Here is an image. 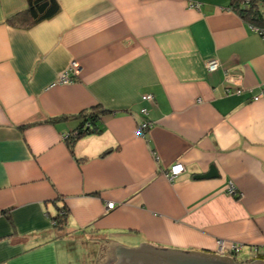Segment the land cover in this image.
<instances>
[{
  "label": "crops",
  "instance_id": "1",
  "mask_svg": "<svg viewBox=\"0 0 264 264\" xmlns=\"http://www.w3.org/2000/svg\"><path fill=\"white\" fill-rule=\"evenodd\" d=\"M56 1L25 28L7 19L26 0H0V264H80L98 241L93 264L106 247L213 252L219 239L242 261L263 254L264 39L231 0ZM91 107L106 110L101 131L71 148Z\"/></svg>",
  "mask_w": 264,
  "mask_h": 264
},
{
  "label": "trees",
  "instance_id": "2",
  "mask_svg": "<svg viewBox=\"0 0 264 264\" xmlns=\"http://www.w3.org/2000/svg\"><path fill=\"white\" fill-rule=\"evenodd\" d=\"M229 6L232 7L243 19L248 21L253 27H263L264 14L261 11L264 6V0H231ZM59 10L56 0H26L24 9L12 14L7 21L10 25L16 27L29 28L37 22L50 18ZM105 109L91 107L79 113L81 119L75 134H69L65 139L67 144L72 145L77 138L86 134H96L101 131L98 123L100 115L105 113ZM88 124V126H86ZM60 212L52 217L53 225L63 228L67 223V213L64 207L59 209ZM264 260V255H261Z\"/></svg>",
  "mask_w": 264,
  "mask_h": 264
},
{
  "label": "water",
  "instance_id": "3",
  "mask_svg": "<svg viewBox=\"0 0 264 264\" xmlns=\"http://www.w3.org/2000/svg\"><path fill=\"white\" fill-rule=\"evenodd\" d=\"M217 176L213 165L206 173L194 175V178H209ZM117 257V251L121 250ZM133 253L140 256L136 262L122 260L125 254ZM116 262L114 264H264L262 259H254L250 262L238 263L229 256H220L206 251L181 250L175 248H157L149 244H140L137 247L118 246L115 249ZM118 258V261H117Z\"/></svg>",
  "mask_w": 264,
  "mask_h": 264
},
{
  "label": "built area",
  "instance_id": "4",
  "mask_svg": "<svg viewBox=\"0 0 264 264\" xmlns=\"http://www.w3.org/2000/svg\"><path fill=\"white\" fill-rule=\"evenodd\" d=\"M248 1V0H245V2ZM255 29V31L261 36V38L264 39V25L263 27H253ZM220 66V61L218 60V58H210L208 60H206L205 62V67L206 69L209 71V72H212V71H215L219 68ZM72 72L74 75L77 74L79 72V69H78V64L76 61H71L70 62V65L68 66V68L63 71L62 73H60L58 79H57V82L58 83H71L73 82V77H71L69 75V72ZM227 91H230V88H226ZM240 90L239 89H236L235 92H239ZM144 100H147V101H152L153 99V96L152 94H145L143 97H142ZM260 98H264V87L261 88V90L253 96V99L254 100H258ZM141 112L143 114H146V108H142L141 109ZM151 123L148 122V121H144L143 123H141L139 126H138V129L140 132H143ZM184 168V165L180 162L178 163H175L174 165H172L170 167V170L166 173V176L172 180L178 173H180ZM227 192L228 194L230 195H234L236 194V191H235V187L232 185L231 182H229L228 186H227ZM114 206V203L111 201L110 203H107V207L108 208H112ZM219 246H222V244L218 243V247ZM241 248L242 246H240L238 248V246H236L235 244H232L230 246V250L227 251V252H235L237 253L239 250L241 251ZM254 250V249H253ZM252 250V252H253Z\"/></svg>",
  "mask_w": 264,
  "mask_h": 264
},
{
  "label": "rangeland",
  "instance_id": "5",
  "mask_svg": "<svg viewBox=\"0 0 264 264\" xmlns=\"http://www.w3.org/2000/svg\"><path fill=\"white\" fill-rule=\"evenodd\" d=\"M263 10H264V8H263ZM219 60V59H218ZM206 62V61H205ZM220 67V66H219ZM206 68V67H205ZM207 70V69H206ZM208 71V70H207ZM216 71V70H215ZM209 72V71H208ZM213 72V71H212ZM153 96V95H152ZM144 100V99H143ZM144 121H142L141 123H143ZM140 123V124H141ZM139 124V125H140ZM228 193V192H227ZM92 242H94V244L96 243L94 240L93 241H90V240H85V241H83L82 243H80V248L76 245V243L75 242H73V243H70V245H71V247L73 248V250H74V254H75V256H77L78 254H82V252H83V249H82V246H83V244L84 243H88L89 245H92ZM218 243H220V244H222V246H219L218 247ZM98 244H99V241H98V243L97 244H95V245H93L92 246V249H94L95 247H97L98 246ZM232 244H235L236 246H238V248L240 247V246H242V244L241 243H238V242H236V241H231V240H226V239H219V240H217V242H216V248L214 249V251L213 252H208V253H211V254H217V255H220V256H229V257H231V258H233L234 256H237L238 254H239V252H240V250L237 252V253H235V252H227V251H229L230 250V246L232 245ZM92 249H90V253H91V251H92ZM253 252H255V250H253ZM252 251H251V253H253ZM89 252H87V255H86V259H84V261L82 260H79V259H75L74 257V260H76V261H79L80 262V264H85L86 262V264H93L92 263V259H93V257L94 256H92L91 254H90ZM102 257L104 258V261L102 262V264H114L115 262H116V258H115V251L114 252H110L109 250H108V248L106 247V249H105V251H103L102 253ZM102 258V259H103ZM240 256H238L237 257V262H240V263H243V262H245V261H242V260H240ZM255 258H251V259H248V260H246V262H250V261H252V260H254Z\"/></svg>",
  "mask_w": 264,
  "mask_h": 264
},
{
  "label": "flooded vegetation",
  "instance_id": "6",
  "mask_svg": "<svg viewBox=\"0 0 264 264\" xmlns=\"http://www.w3.org/2000/svg\"><path fill=\"white\" fill-rule=\"evenodd\" d=\"M120 252H124V251H122V249L119 250V251H117V252H116V253H117V257H118V254H119ZM118 258H119V257H118ZM118 258H117V261H118ZM139 258H140V256H138V255H134L133 253H129L128 255L125 254V256H123L122 260H125L126 263H128V262H136V261L139 260ZM233 259L236 261V260H237V257H233ZM236 262H237V261H236Z\"/></svg>",
  "mask_w": 264,
  "mask_h": 264
},
{
  "label": "bare ground",
  "instance_id": "7",
  "mask_svg": "<svg viewBox=\"0 0 264 264\" xmlns=\"http://www.w3.org/2000/svg\"><path fill=\"white\" fill-rule=\"evenodd\" d=\"M227 81H232L231 79H227ZM86 126H88V124H86ZM77 129V128H76ZM76 133V130L75 131H73V132H71V133H69V134H75ZM69 134H67V135H65L64 137L66 138ZM168 178V177H167ZM232 196V195H231ZM114 203V202H113ZM57 215V214H56ZM56 215H54V216H52V217H55ZM52 217H51V219H52Z\"/></svg>",
  "mask_w": 264,
  "mask_h": 264
},
{
  "label": "clouds",
  "instance_id": "8",
  "mask_svg": "<svg viewBox=\"0 0 264 264\" xmlns=\"http://www.w3.org/2000/svg\"><path fill=\"white\" fill-rule=\"evenodd\" d=\"M176 163H178V162H176ZM181 163V162H180ZM175 164V163H174ZM173 164V165H174ZM183 164V163H182ZM184 165V164H183ZM184 169V168H183ZM170 170V169H169ZM179 174V173H178ZM176 177V176H175ZM169 179V178H168ZM237 194V193H236ZM236 194H234V195H236ZM230 195V194H229ZM108 208V207H107ZM137 247V246H136ZM261 255H264V253L263 254H261ZM261 255H259V256H256V258L255 259H262V257H261ZM234 257H236V256H234ZM263 260V259H262ZM238 263H240V262H238Z\"/></svg>",
  "mask_w": 264,
  "mask_h": 264
}]
</instances>
